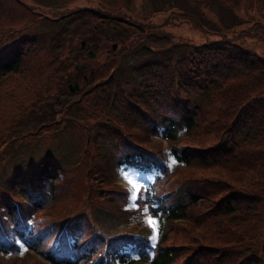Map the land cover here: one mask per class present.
I'll return each mask as SVG.
<instances>
[{
  "label": "trees",
  "instance_id": "trees-1",
  "mask_svg": "<svg viewBox=\"0 0 264 264\" xmlns=\"http://www.w3.org/2000/svg\"><path fill=\"white\" fill-rule=\"evenodd\" d=\"M118 1L81 0L73 2L71 8L65 7L64 11L53 14L56 16L49 15L66 18L71 27L77 29L73 34L63 29L59 52L71 51L61 59L60 67L69 71L64 79L69 77L79 85L74 91L77 97L68 101L72 106L76 104L78 111L67 116L69 125L61 127L56 138H27L26 157L22 150L11 157L0 155V252L17 253L19 245L15 241L19 239L46 257L49 263L131 264L148 260L151 264H196L199 262L198 251L210 252L212 258L222 251L230 261V254L221 243H227L234 236L232 233L209 237V243L205 246L199 243L196 251L187 252L180 259L177 258L180 248L168 243L165 229H159L157 246L152 249L146 234L124 228L107 232L94 219L98 218L96 212L109 218L127 212V208L121 206L127 197L124 188L104 185L112 181L118 165L153 167L162 171V176L168 173V167L160 160V149L145 143L150 135L169 141V153L182 165L206 166L225 156L240 166L220 165L222 171H239L244 167L250 178L243 183L230 176L237 182L235 185L230 180L217 177L215 180L210 175L187 176L171 189L160 188L159 182H150L143 190V198L139 191L136 203L147 205L159 224L163 217L169 220L184 218L187 210L211 189L217 192L213 205L224 214H230L246 203L259 207V198L264 202V54L256 52L244 41L245 36L264 35V0H217L237 16L240 15L236 10L241 5L242 14L248 15L240 23L245 25L236 28L234 25L239 20L228 22L225 28L219 27L218 34L200 41L191 40L184 52L178 50L176 53L167 47L162 50L165 54L159 56L155 49L150 57L127 66L123 72H117L120 55L116 51L130 34L110 30L116 31L118 27L115 26L121 21L129 22V15L124 13L125 9ZM199 1L202 5L210 2ZM174 6L175 3H168V6L152 9H172ZM44 12L38 11V16L48 18ZM88 15L97 18L98 25L104 21L107 26L111 25L110 29L103 26L99 29L115 42V47L112 49L110 44L109 49L119 56L109 58L110 64H97L93 56L85 54L84 48L88 46L93 48L95 55L102 47L108 51L102 40L97 39L96 24L86 30L90 20ZM185 17L187 21L199 20L197 15L190 13ZM28 23L27 20L10 28L19 30L15 33H0V80L12 72L22 80L17 87H26L24 90L27 91L32 85L30 80L47 79L54 83V77L50 75L52 69L47 66L54 65L57 69L56 56L47 59L45 54L42 58L37 53L38 47L45 43V36L39 34L40 31L35 34L33 30L24 29ZM80 26L85 30H79ZM80 36L96 44L88 43L81 48L77 43ZM135 37L139 34H133L131 38ZM171 51L176 54L173 53V63ZM93 74L101 79L91 81ZM86 82L89 85L85 86ZM57 84L68 92L65 80ZM42 92L41 86L34 84L29 95L18 92V97L12 94L9 99L0 94V104L11 111L9 119L20 117V113L24 117L34 113L35 107L46 96L40 94L33 99L31 95ZM212 121L214 135L217 131L224 133H219L213 142L205 146L176 144L179 131H193L197 124L202 127ZM135 127L137 130H132ZM134 133L137 138L132 135ZM143 138H146L144 143ZM22 145L20 143L18 147ZM77 172L83 174L80 179L75 176ZM118 193L123 195L122 200ZM110 194L114 196L112 199ZM61 197H66L73 207L63 204ZM76 199H82L81 204L74 205ZM117 199L121 210L111 214V201L117 202ZM100 200L104 205L99 203ZM57 202L63 204L61 210L49 211L47 219L37 215L40 208ZM253 216L236 225V230L253 235L258 225L257 214ZM29 217L31 223L26 221ZM238 264H264V243L246 252Z\"/></svg>",
  "mask_w": 264,
  "mask_h": 264
},
{
  "label": "rangeland",
  "instance_id": "rangeland-1",
  "mask_svg": "<svg viewBox=\"0 0 264 264\" xmlns=\"http://www.w3.org/2000/svg\"><path fill=\"white\" fill-rule=\"evenodd\" d=\"M80 1L81 0H0V33L7 35H9V33H15L19 30L10 28L20 26L28 20L29 23L24 29L33 30L35 34L40 31L39 34L45 36V43L38 47L37 53L42 56V58L45 54L47 59L49 56H56L55 67L58 69L55 70L53 68L54 65H51L50 68L47 66L48 69H52L50 75L54 77V83L49 82L47 79H38L36 82H32V80H30L32 85L28 91L24 90L26 87H17L18 82L21 79H19L18 76L12 72L0 80V94H4L9 97V99L12 94H14V97H18V92H25L29 95L34 89V84H39V86L43 89V92L37 94L33 93L31 98L35 99V97L40 94L46 95L45 99L35 107V112L24 115V117L22 116V113H20V117L16 116L17 118L13 117L9 119L8 116L11 114V111L8 112L6 110L8 107L4 106L2 103L0 104V155H8V157H11L15 156L16 153L22 150L23 156L26 157L28 154L25 150V145L29 143L27 138H56L58 130L63 126L67 127L69 125V118L67 116H69V114L73 115L74 113H77V105L75 104V106H72L68 103V101H72L77 97L75 92H70L68 85V92H66L57 84L63 80L66 82L64 77L69 71L68 69H62L60 67L62 65L60 62L62 58H66L67 54L71 52L69 49H67L66 53L64 51V53L59 52V39L60 37L63 38V29L64 32H68L67 30H70L68 33L72 34L77 29L74 30L71 27V24L66 21V18H51L49 15L57 14L67 8H71L73 2ZM104 1L109 3L114 0ZM117 3L124 7V13L129 15V22L121 21V23L115 26L118 27L115 31V29H110L109 27L111 25L107 26L105 21L98 25L99 20L91 15H88L90 20L86 27V30H88L91 29V26H95L96 24L94 29H96L97 39L102 40L105 47L108 49L107 51L103 49L104 47H102L98 49L96 55L93 53L92 56L94 57V60H96L95 62H97V64H100L101 62L107 65L111 63L109 58L120 55L117 72H123L126 70L127 66L129 68L130 65L150 57V54H154L153 50L155 51V49V53L159 56L165 54L162 50L167 49V47L176 50V53L178 50H180V52H184L186 50V46L192 42L191 40L200 41L211 37L219 33L221 30L219 27L225 28L224 25L226 23L233 21L236 22L239 20L237 24H240L241 21H245V18L248 17V15L242 14L243 10L241 5H239L236 10L238 15H240L237 16L234 14V11H231L222 4H219L217 0H210L207 5H202L199 0H119ZM168 3H175L176 6L172 7L173 10L170 7L154 11L152 9L154 7H164L166 4L168 6ZM38 11L47 12L49 17L44 18L43 15L38 16ZM108 12L116 14L113 9H108ZM188 13L194 16L197 15L199 20L187 21L185 16H187ZM75 22L82 23L83 20H76ZM237 24L234 25L236 28L245 25V23L240 25ZM101 26L108 27L113 32H120V34L122 32H128L130 34L127 36L128 39L120 42V46L118 45L119 50L116 52L119 53V55L113 54L109 49L112 38L108 39L109 36L99 32ZM78 29L85 30L82 26ZM88 34L90 33L88 32ZM133 34H139V37L131 38ZM244 41L256 52L264 54V35L256 38H249L245 36ZM78 42L79 41L77 39V43ZM173 53L174 52L172 51L170 53V60L172 63L174 59ZM40 60L41 59L37 57V61ZM40 63H42V60ZM162 73H164V70ZM99 79L101 78H96L95 74H93V77L90 78L91 81ZM69 81L72 82L70 78ZM21 85L22 83H20V86ZM87 85L89 84L86 82L85 86ZM35 103L36 102H34V104ZM213 122L214 121L204 123L202 127L197 124V128L195 127V130L193 131H179L178 138L176 139L177 142L175 141L176 144L186 143L192 146H205V144L213 142L216 140L219 133L224 134L222 131H217V135H214L211 131ZM132 130H137V128L135 127ZM132 135L136 137L137 134L134 133ZM148 138L150 139L146 142V138H143L142 142L152 146L153 149H160V151H163L165 162L168 164V173H165L162 177L153 178V176L158 172L152 167L146 169L129 164L116 167V170L114 169L113 171L112 181L104 185L112 186V188L118 187L121 189L126 187L129 194H127L126 200L121 204L124 208L135 203L130 199L131 193H137V191H140V195H144L143 189H145V187L153 181L155 183L159 182L158 186L160 188L165 187L166 189H171L181 183V180L187 176L195 175L202 177L210 175L213 179H215V177H217V179L223 178L230 180L235 185H238L237 182L247 183L250 180L246 174L248 173V169L242 166V169L239 171L231 169L222 171V169L219 168L220 165L231 164L228 166H240V164L238 165V163L225 156L223 158H218L216 163L210 165L186 166L184 164H180L176 159H174L172 154L167 151L165 146L169 144V141L165 138H159L156 136H150ZM32 139H30V141L33 142ZM19 142L23 143L21 147H18L20 145ZM36 142L37 140L35 143ZM0 160H2V158ZM173 160L177 162L173 164ZM125 173H127L132 183H129V180L125 179ZM82 175L83 174L81 172H77L75 176L80 179ZM230 176L237 182L232 180ZM112 191L113 190L111 189V193ZM128 195L129 201H127ZM216 195L217 192L211 189L207 195H203V197L197 200L196 203L187 210V214H185L186 216L184 218H174L169 220L163 217L161 219L162 224H159L157 217L154 216L153 213H150L147 209V205L145 204L136 207L135 210L127 209V212L122 211L121 214L112 218L104 217L100 213L96 212L95 216L98 218L94 219V221L98 225L104 227L107 232L119 230V228L133 229L139 233L147 234L149 237L154 231L153 227L148 223V218L152 217L156 223L155 231L158 233V231L165 229L168 237V243L179 246L180 254H178L177 258L180 259H182L181 257L184 254H187V252L191 253L192 251H196L199 245L205 246V243H209V241H211L209 237L232 233L234 236L228 239L227 243H221L225 244V250L231 257L230 261L228 258H225L222 251L220 253L217 252L214 258L211 257L213 254L210 252L198 251L199 262H196V264H238L239 260L243 259V255L246 252L250 249H257L264 243V202L259 198V207H255V204L246 203V205H241L239 208L234 209L230 212V214H224L221 213V210L218 211L213 205L212 201ZM80 196H82V194ZM113 197V195L109 196L111 199ZM118 197L121 198V200L123 199L122 194H119ZM65 199L66 197H61V200H63L62 203L66 204L67 207H73L72 203L67 202ZM75 201H77V199ZM81 202L82 199H78L77 203L75 202L73 204L77 205L81 204ZM99 203L104 205L101 200ZM63 204L57 202L54 205H45L36 213L38 216H44V219H47L50 216L49 211L53 212V209L61 210L60 206ZM121 206L119 205L118 199L117 202L111 201V207L113 209H109L110 213L117 214L118 210H121ZM253 214H257L258 218V225L253 231V235H246L241 233L239 230H236V225L242 224L245 219H252L254 217ZM108 224L113 225L106 228ZM189 249H191V251H189ZM21 250L22 247L20 246L17 253L9 254V252H0V264H52L46 261L42 255L40 256L33 252L31 248L30 250L27 249L24 251L23 255H20ZM218 250H220V248ZM224 260H226V263ZM64 264L68 263L64 262ZM131 264L149 263L146 261H136Z\"/></svg>",
  "mask_w": 264,
  "mask_h": 264
},
{
  "label": "snow or ice",
  "instance_id": "snow-or-ice-1",
  "mask_svg": "<svg viewBox=\"0 0 264 264\" xmlns=\"http://www.w3.org/2000/svg\"><path fill=\"white\" fill-rule=\"evenodd\" d=\"M177 161L173 160L172 163L175 164ZM125 176V179L129 180V183H132V181L130 180L129 176L127 175V173L124 174ZM130 199L135 201L137 200V195L135 192L131 193L130 194ZM132 207H136L137 205L135 203H133L131 205ZM31 223V222H29ZM148 223L153 227L154 231H153V234L151 236H149L147 239H148V246L152 249H155L156 248V240H157V232L155 231L156 229V223L154 221V219L152 217H149L148 218ZM18 244H20V241H17ZM22 247V250L20 251V255H23V252L26 251L27 249L26 248H23V245H21Z\"/></svg>",
  "mask_w": 264,
  "mask_h": 264
},
{
  "label": "water",
  "instance_id": "water-1",
  "mask_svg": "<svg viewBox=\"0 0 264 264\" xmlns=\"http://www.w3.org/2000/svg\"><path fill=\"white\" fill-rule=\"evenodd\" d=\"M82 43H83V40L81 41V45H82ZM114 44L112 43V46H113ZM93 54V51H91V49H88L87 50V55H92ZM69 85V89L70 90H74L75 88H77L78 86L76 85V83L75 82H73V83H69L68 84Z\"/></svg>",
  "mask_w": 264,
  "mask_h": 264
}]
</instances>
